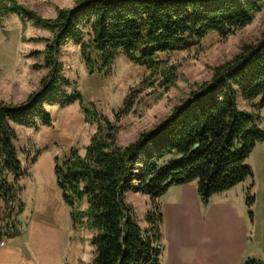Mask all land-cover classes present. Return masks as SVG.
Segmentation results:
<instances>
[{"label":"trees","instance_id":"16d2710c","mask_svg":"<svg viewBox=\"0 0 264 264\" xmlns=\"http://www.w3.org/2000/svg\"><path fill=\"white\" fill-rule=\"evenodd\" d=\"M261 9L262 0H75L70 7H56L55 16L46 18L16 0H0V10L32 19L52 33L45 39L42 62L33 64L47 69L39 88L18 103L0 100V219L18 216L24 208L16 182L26 171L17 156L14 126L50 124L48 105L83 101L81 92L62 75L57 59L62 44L79 45L91 75L107 73L122 53L150 73L160 69L159 86L165 88L174 84L176 70L159 58L160 53L186 49L210 32L230 35ZM137 91L126 95L116 118L130 112ZM238 97H259L256 109L264 107V30L258 43H242L167 117L125 145L117 142V124L94 107L84 108L87 121L97 123L96 131L83 152L71 148L55 156L53 172L73 226L84 224L92 232L91 264H158L162 210L156 198L170 185L195 180L206 202L213 193L253 177L244 161L264 140V128L257 112L238 107ZM132 190L151 199L145 228L124 202L125 193ZM249 193L247 188L248 207L254 200ZM83 203L86 207L81 209ZM7 222L10 232L0 231V238L18 236ZM244 264L264 261L247 258Z\"/></svg>","mask_w":264,"mask_h":264},{"label":"rangeland","instance_id":"374dc122","mask_svg":"<svg viewBox=\"0 0 264 264\" xmlns=\"http://www.w3.org/2000/svg\"><path fill=\"white\" fill-rule=\"evenodd\" d=\"M16 1L46 18L55 16L56 7H70L75 2ZM1 13L4 16L0 19V100L18 103L39 88L40 80L47 72L43 67L33 68V64L42 62L41 51L45 39L51 38L52 33L35 26L32 19L23 18L17 13ZM263 30L264 0L262 9L253 20L234 33L220 36L210 32L186 49L160 53L159 58L167 66H175L176 70L174 84L165 88L159 86L162 78L160 69L150 73L149 69L135 64L122 53L115 58L107 73L91 75L86 69L79 45L71 41L62 44L57 57L62 65V75L71 83V87L81 92L83 101L76 100L63 106L48 105L50 124L14 126L17 156L22 170L26 171L16 182L19 201L24 208L18 216L9 219L2 216L0 231L5 234L10 232L9 227L5 228L7 220L13 224V230L19 232V238L25 230L28 243L24 245L28 246L40 264H91L94 255V246L90 242L92 232L84 224L73 226L70 208L61 198L53 172L55 156H63L71 148L83 152L96 131L97 123L87 121L84 108L94 107L117 124V142L125 145L135 140L140 132L152 128L167 117L196 84L210 79L215 64L231 58L242 43H258ZM33 37L44 40H33ZM131 90H138L132 109L128 114L116 118L115 114ZM258 102L259 97L252 100L237 99L240 109L259 114V125L264 128V107L256 109ZM244 164L253 173L252 178L243 180L244 185L248 186L249 194L256 202L254 207L264 220V140L256 143ZM146 196L133 190L124 195V202L133 208L140 227L146 224L144 216L150 208ZM85 207L84 203L80 206L81 209ZM69 218L70 247H67ZM263 226L264 222L260 228ZM3 241H6V237Z\"/></svg>","mask_w":264,"mask_h":264},{"label":"crops","instance_id":"0c3cea01","mask_svg":"<svg viewBox=\"0 0 264 264\" xmlns=\"http://www.w3.org/2000/svg\"><path fill=\"white\" fill-rule=\"evenodd\" d=\"M1 11L0 19L4 16ZM247 188L241 181L213 193L204 202L197 193L195 180L170 185L156 198L162 210L158 264H244L247 258L264 261V226L260 228L263 215L256 210L255 199L251 206L246 204ZM146 197L151 206L150 197ZM70 222L69 218L67 247ZM145 227L146 224L142 228ZM23 231L20 238L6 237L0 244V264H40L24 245L28 239Z\"/></svg>","mask_w":264,"mask_h":264},{"label":"built area","instance_id":"2783aa9c","mask_svg":"<svg viewBox=\"0 0 264 264\" xmlns=\"http://www.w3.org/2000/svg\"><path fill=\"white\" fill-rule=\"evenodd\" d=\"M3 243H4V241L1 240V241H0V244H3Z\"/></svg>","mask_w":264,"mask_h":264}]
</instances>
